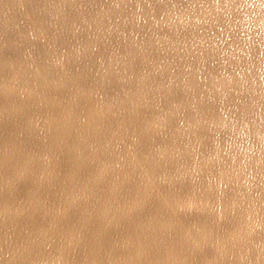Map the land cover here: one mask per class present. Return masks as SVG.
<instances>
[{"label":"bare ground","instance_id":"6f19581e","mask_svg":"<svg viewBox=\"0 0 264 264\" xmlns=\"http://www.w3.org/2000/svg\"><path fill=\"white\" fill-rule=\"evenodd\" d=\"M261 30L264 0H0V264H264Z\"/></svg>","mask_w":264,"mask_h":264},{"label":"rangeland","instance_id":"374dc122","mask_svg":"<svg viewBox=\"0 0 264 264\" xmlns=\"http://www.w3.org/2000/svg\"><path fill=\"white\" fill-rule=\"evenodd\" d=\"M85 0H83V2H84ZM259 10V9H258ZM163 28H165V29H167V28H171V25H169V24H167V23H164L163 25ZM162 28V29H163ZM164 30V29H163ZM261 32H263L264 33V30H261ZM58 47V46H57ZM263 49H264V46H263ZM115 53H116V51H114ZM237 55H239L238 53H237ZM235 56H236V54H235ZM63 60V59H62ZM61 60V61H62ZM118 60H124L123 59V57H121V56H119L118 57V59H117V61ZM58 61V62H60V65H62V64H64V63H67V61ZM139 60L138 59H136V60H133V63H137ZM262 63H264V62H262ZM166 68H168V66L167 67H165V69ZM245 70V68L244 67H240L239 69H238V71H240V72H242V71H244ZM83 76L85 77V79L87 80V81H89V82H92V81H94V79L95 78H99V79H101L97 74L95 75V73L94 72H92L91 70H87L86 72H84L83 73ZM110 78H108V77H105V79L104 80H109ZM263 88H264V84H263ZM179 90H184V93H181V94H185V95H187L188 97H190V100H192V98H193V93L192 92H189L187 89H182L181 87L179 88ZM187 110H189V107H187V105H185V103H180V105L176 108V111H177V113H179V114H183L184 112H186ZM260 113H258L257 111L256 112H253V111H249L248 112V114L249 115H251V116H255L259 121H261V122H263L264 123V111H262V110H260L259 111ZM235 114H237V113H235ZM245 133V132H244ZM249 159V158H248ZM251 178H252V176H253V172L252 173H250V175H249ZM254 232V231H253ZM252 231H251V233L253 234H248L247 236L245 235V239L247 240L249 237H250V235L251 236H254V233H253ZM76 245L77 246H79L80 244L79 243H76ZM258 253V250H254V251H252L251 252V254H257Z\"/></svg>","mask_w":264,"mask_h":264}]
</instances>
